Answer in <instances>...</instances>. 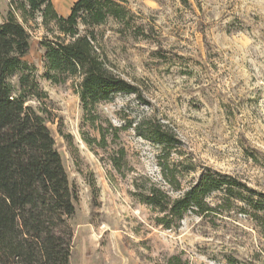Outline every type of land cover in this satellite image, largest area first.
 <instances>
[{
  "label": "rangeland",
  "instance_id": "1",
  "mask_svg": "<svg viewBox=\"0 0 264 264\" xmlns=\"http://www.w3.org/2000/svg\"><path fill=\"white\" fill-rule=\"evenodd\" d=\"M75 1L52 0L64 16ZM118 1L132 13L130 26L109 19L97 28L98 48L140 97L116 94L98 103L93 122L82 110L77 79L54 84L44 77L40 18L25 24L30 49L24 60L47 95L28 104L43 109L76 191L69 264H155L173 254L190 264H264V221L242 213V203L207 217L187 212L164 228L132 185L134 178H149L172 196L181 192L163 182L161 148L134 130L142 118H154L181 141L168 161L182 162V191L211 168L264 192V0ZM5 14L0 0V22ZM99 125L106 130L102 148L85 141L99 139ZM118 148L125 151L122 173L110 162ZM189 164L194 169L186 171ZM219 196L208 203L215 207Z\"/></svg>",
  "mask_w": 264,
  "mask_h": 264
},
{
  "label": "trees",
  "instance_id": "2",
  "mask_svg": "<svg viewBox=\"0 0 264 264\" xmlns=\"http://www.w3.org/2000/svg\"><path fill=\"white\" fill-rule=\"evenodd\" d=\"M40 18L46 36L43 49L44 77L54 84L77 79L76 93L87 119H95L98 103L116 94H136L138 88L110 69L99 51L98 27L109 19L129 27L132 13L118 0H76L67 15H60L52 0H6L0 22V264H69L73 236L70 220L76 212V191L47 125L43 109L28 104L47 97L40 89L34 66L24 60L30 49L25 24ZM136 29H139L137 27ZM117 137L118 129L108 125ZM99 139L86 143L107 144L106 130L97 126ZM136 133L158 145L161 177L172 196L147 178H134V196L156 211V223L164 228L177 224L185 213L207 217L216 208L229 209L236 202L241 211L264 221V192L239 179L211 168H203L195 182L181 190L178 175L182 162L170 163L171 150L180 139L168 125L142 118ZM125 151L118 148L110 162L121 172ZM193 170L189 164L186 168ZM218 193L216 206L207 198ZM155 264H190L173 254Z\"/></svg>",
  "mask_w": 264,
  "mask_h": 264
},
{
  "label": "bare ground",
  "instance_id": "3",
  "mask_svg": "<svg viewBox=\"0 0 264 264\" xmlns=\"http://www.w3.org/2000/svg\"><path fill=\"white\" fill-rule=\"evenodd\" d=\"M59 3V2H58Z\"/></svg>",
  "mask_w": 264,
  "mask_h": 264
}]
</instances>
